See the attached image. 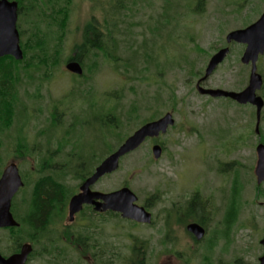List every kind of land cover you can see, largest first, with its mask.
I'll return each instance as SVG.
<instances>
[{
	"label": "rangeland",
	"instance_id": "374dc122",
	"mask_svg": "<svg viewBox=\"0 0 264 264\" xmlns=\"http://www.w3.org/2000/svg\"><path fill=\"white\" fill-rule=\"evenodd\" d=\"M35 1L33 15L23 8L17 18L18 32L23 34L20 42L36 33L35 39L47 42L49 50L60 40L59 48L52 69L31 72L33 81L21 75L24 83L18 88L20 104L13 124L10 130L0 132V171L8 161L7 153L15 150L16 142L11 138L21 130L26 148L36 150L49 127L51 131L58 126L50 135L52 146L72 127L66 136H70L75 150H95L97 158L102 159L109 156V147L116 150L157 113L170 112L174 125L159 139L161 157L154 161L146 143L122 158L118 170L99 184L106 194L128 188L137 197V205H148L152 215L150 225L107 215L102 261L234 264L240 260L241 264H259L263 253L264 183L256 186L254 168L255 148L264 145V107L256 134L253 108L239 107L225 98L201 96L195 84L209 59L226 46V35L259 19L264 0H71L69 6L60 0L62 12L69 9L65 23L59 13L53 14L52 4L48 7L49 1L56 0ZM57 6L53 8H60ZM41 9L47 18L36 21V12ZM89 24L103 32L104 46L102 50H86L79 57L84 69L75 77L64 67L76 56V46L83 42ZM228 47V56L203 86L227 91H241L247 86L249 67L240 63L245 47ZM257 72L263 79L258 95L264 101V56L258 59ZM51 114L55 118H50ZM108 120L118 126L110 139L104 125ZM117 136L126 138L120 143ZM27 162L19 167L26 179L27 171L36 168ZM35 179L29 178L13 199L16 210L15 214L11 212L19 223L29 210ZM195 194L207 203L210 214L204 212L206 235L200 243L189 238L183 225H172L175 220L166 214L175 207L184 210ZM230 208L231 232L220 238ZM11 235L0 231V249H9ZM215 237L221 240L214 244ZM44 248L51 250L33 245L27 264H51V257L42 254ZM74 260L70 254L66 264ZM78 264L87 263L82 260Z\"/></svg>",
	"mask_w": 264,
	"mask_h": 264
},
{
	"label": "water",
	"instance_id": "95a60500",
	"mask_svg": "<svg viewBox=\"0 0 264 264\" xmlns=\"http://www.w3.org/2000/svg\"><path fill=\"white\" fill-rule=\"evenodd\" d=\"M17 23V4L0 0V59L11 57L16 61L23 58L19 46V34L16 28ZM226 47L218 50L208 61L204 70L203 77L198 80L196 90L201 95H208L211 98H228L240 105L249 104L256 109V127L260 121V114L263 108V100L257 96V92L262 88V77L257 73V61L264 55V12L259 19L249 26L229 32L225 37ZM240 44L245 47L240 58L242 65L249 66L248 84L241 92L225 91L220 89H205L200 87V83L207 80L214 70L224 61L229 53L228 45ZM65 70L81 76L82 68L76 61L68 62ZM174 124L170 114L162 119L147 123L130 135L106 160L95 170L93 175L85 181L81 187V193L73 197L69 203L70 219L77 213L83 204L92 203L94 199L102 201L98 206L99 212H113L119 214L122 219L134 221L139 224L148 225L151 223V215L136 204L137 197L128 189L122 188L109 194L91 193L89 186L94 184L104 175H110L118 170L120 160L126 155L134 152L147 138L164 134L168 127ZM257 132V129H256ZM256 164L254 176L256 185L264 183V145L258 144L256 149ZM152 158L158 160L162 150L156 146L151 150ZM23 187V183L15 164L8 165L0 176V228H15L18 223L13 219L10 212L11 202L17 192ZM187 232L192 234L197 241L204 236L202 227L196 224H190L186 228ZM264 246V239L261 241ZM32 253L30 244H23L20 251L7 259L0 256V264H26L29 255ZM260 264H264V255L260 259Z\"/></svg>",
	"mask_w": 264,
	"mask_h": 264
},
{
	"label": "flooded vegetation",
	"instance_id": "af4514ba",
	"mask_svg": "<svg viewBox=\"0 0 264 264\" xmlns=\"http://www.w3.org/2000/svg\"><path fill=\"white\" fill-rule=\"evenodd\" d=\"M7 1L15 2L19 7L17 0H7ZM99 33L100 35H102L103 32L99 31ZM201 86L205 89H211L203 86V84ZM259 93L260 92H258V94ZM203 96L209 98L208 95L206 96L203 95ZM231 101L234 102L235 105L239 107L248 106L255 110V107H252L250 105H240L233 100ZM167 114L172 115L170 112L167 111L162 114L157 113L155 116L152 117V120L147 121L142 125L158 121L163 117H165ZM50 118H55V116L51 114ZM102 119H104V117L101 118V120ZM172 127H168L164 134L159 133L158 136L156 137L145 139L144 143L139 147V149L144 144L148 143L149 150H153V148L156 146H158L161 150H163V147L160 145L159 139L165 136L168 130L171 129ZM54 128H52V130L50 131V127H49L46 135L44 133H41L42 131H39V133L45 136H43V138L40 140L38 144L39 146L36 147V150H28L27 148H24V150H16L12 153H7L8 161H6L5 164L3 165V169L0 171V176L3 170L10 164H15L18 168V173H19L20 164L22 165L26 164L28 163L27 162L28 160L31 162V164L34 163L36 168H34L35 171L32 169L27 171V173H29V177H27V179L25 178V175L22 176L19 173V176L23 183V188L25 187V185H27V180L29 178L31 179L32 177H34V179L36 178L34 185L38 183L44 184L47 182H52L58 185L67 186L69 188L68 196H62L61 199L63 200V202L65 201V204H60L59 207L57 206V209L55 211L53 210L54 213H52L51 215L49 230L47 229V231L43 234L42 232L40 233L38 245L40 244L42 246L49 247L52 250V253L50 255L51 264H66L67 256L70 257V254H72L75 259L74 261H71L73 264H78L79 262H82V260H84L85 263L87 264H104L102 259L105 257V251H106L105 234H104L106 217L109 214H113L118 217L119 215L107 211L106 212L97 211V208L98 206L101 205L102 201H100L99 199H94L92 203L83 204L81 209L77 213H75L73 217L70 219L69 203L73 197L81 193L82 185L85 183L87 179H89L93 175L95 170L106 160L107 156L104 155V157L100 159L97 158V154L95 150H92V152H85V151L81 152L75 150L73 146V142L70 140V136H66L70 132L69 129H71L72 127L68 128V132L62 136L65 137L62 140H60L58 144L55 141L53 142V146H52L50 135L54 130ZM105 177L106 175L102 176L94 184L89 186V190L91 193L106 194L103 191H101V189L99 188L100 182ZM50 178L53 180L49 181L51 180ZM31 198H32V193L30 195V200ZM195 200H197L196 194L187 203L186 208L184 210H180L177 207H175V209H171L166 214L171 216L172 220H175L172 222V225L174 224L176 225V223H178L179 225H183L184 230L189 236V238H191V240H193L195 243H200L194 238L192 234L187 232L186 228L190 224L199 225L200 227L203 228L204 236H205L206 229L202 225L203 217L205 218L206 213L207 215L210 214L208 213L207 210H205L206 213H204L205 211L202 210V208L198 203L199 200L196 201V203L198 204V208L190 209L191 208L190 204L192 203V201ZM146 208H149V206L146 205ZM179 217L181 218L180 220ZM91 220H95L98 226H96V223H92ZM232 220L233 217L230 218L229 216L225 219L223 223L224 231L221 234L220 238L226 237L227 235L230 234ZM166 230L167 231L170 230V225H168V228H166ZM0 231H6L10 233L11 228H0ZM220 238L215 237V239L213 240L214 244L215 241L216 243L219 242V240H221ZM263 239H264V235H263ZM262 240H260V245L263 248V253L262 256L258 259L259 264H260V259L264 255V246L261 244ZM0 243H1V239H0ZM25 243L28 242L21 243L19 249L16 252H11L9 249L7 250L5 248L0 249V256L4 259H7L12 255L17 254L20 251L22 245ZM28 244L33 246L31 243ZM30 256L31 254L28 257V260L30 259Z\"/></svg>",
	"mask_w": 264,
	"mask_h": 264
},
{
	"label": "trees",
	"instance_id": "16d2710c",
	"mask_svg": "<svg viewBox=\"0 0 264 264\" xmlns=\"http://www.w3.org/2000/svg\"><path fill=\"white\" fill-rule=\"evenodd\" d=\"M65 5L69 6L71 0H62ZM19 7H18V18L20 17L23 8H25L28 14L33 15L35 11V3L34 0H17ZM52 4L50 9L52 10L53 14L59 13V19L65 23V18L68 13H63L62 7H60V0H56L55 2H48V7ZM58 5V6H57ZM60 7V8H53V7ZM41 9L35 17V20H45L47 18L45 16V12ZM27 15V14H26ZM41 19H40V18ZM48 19H51L48 17ZM31 21V20H30ZM59 25V23H58ZM50 26V25H48ZM18 28V25H17ZM20 37L23 36L22 33L19 34ZM36 36L38 34L33 33L30 35V38L26 42H20V48L22 50L23 59L21 61H16L11 57H4L0 59V132H6L10 130L13 120H14V113L15 109L18 107L20 103H18L17 92L18 88L21 86L23 80L21 79V75L24 78H27L29 81H33L34 78L31 75L32 73H36L37 69L44 68V69H52L54 60L57 57V48H59L58 42L53 45V50H49L45 44L47 42L37 41ZM112 41V40H110ZM101 45V46H100ZM102 46H104L103 42V33L100 35L98 30L95 28V25H87L84 30V37L83 42L81 45L76 46L75 55L71 61L83 62L80 56H82L85 51H91L92 49L102 50ZM51 49V47H50ZM49 51L51 54H49ZM31 53V55H28ZM108 53V52H107ZM108 55V54H107ZM68 60V61H69ZM52 65V66H51ZM55 66V64H54ZM83 68V67H82ZM84 69V68H83ZM48 73H46L47 75ZM49 81L46 80V82ZM27 85H31L27 83ZM135 109V108H134ZM24 115V114H23ZM106 116V115H105ZM105 116H102L105 117ZM25 118V117H24ZM104 121V119H102ZM107 130V138H113L112 131L117 129V125L113 126L110 124V120H108L105 124ZM103 128V127H101ZM49 129V128H48ZM2 132V133H3ZM115 132V131H114ZM1 134V133H0ZM47 134V133H46ZM126 138V136H117L116 140H119L120 143ZM12 142H16L15 150H22L25 146V137L22 136V130L20 134L16 132L15 136L11 138ZM1 145V144H0ZM1 150V146H0ZM114 150L112 148H108V154L112 153ZM51 179V178H50ZM53 179L49 180L52 181ZM54 182V181H53ZM26 186V185H25ZM68 187L63 185H58L56 183L47 182V183H38L33 186L32 198L28 202L29 210L26 212L25 219L19 223L18 228L11 229V244L9 246V250L11 252H16L21 243L28 242L32 243L33 245L38 244L40 233H45L47 229L49 230L50 220L53 210L57 209L60 204H65L63 202L62 196H68ZM22 191V190H21ZM261 194L258 193L257 196ZM197 200L192 201L190 204V209L198 208V204L196 203ZM202 210H207V203L202 201H198ZM55 208V209H54ZM15 204L13 202V206L11 207V211L15 214ZM60 210V209H58ZM231 208L228 211L227 217H231L230 213ZM110 216L116 217L113 214H109ZM16 218V217H15ZM27 229V231H25ZM25 233V234H24ZM25 235V237H23ZM52 250H44L42 254L50 256ZM33 254V253H32ZM31 254V255H32ZM234 264H241L239 261H235Z\"/></svg>",
	"mask_w": 264,
	"mask_h": 264
}]
</instances>
